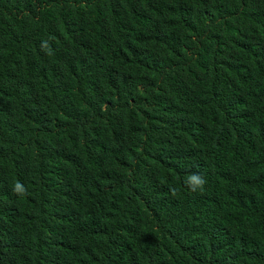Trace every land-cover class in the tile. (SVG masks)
<instances>
[{
  "label": "trees",
  "instance_id": "obj_1",
  "mask_svg": "<svg viewBox=\"0 0 264 264\" xmlns=\"http://www.w3.org/2000/svg\"><path fill=\"white\" fill-rule=\"evenodd\" d=\"M0 264H264V0H0Z\"/></svg>",
  "mask_w": 264,
  "mask_h": 264
},
{
  "label": "clouds",
  "instance_id": "obj_2",
  "mask_svg": "<svg viewBox=\"0 0 264 264\" xmlns=\"http://www.w3.org/2000/svg\"><path fill=\"white\" fill-rule=\"evenodd\" d=\"M41 49L45 50L46 54L49 55L52 54L49 41L47 40L42 41ZM206 183H207L206 178L201 174H192L185 180V184L188 185L191 191L193 192L203 191ZM27 191H28L27 188L19 181H17L13 186V192L17 195H25L27 194ZM173 195H175V192H173Z\"/></svg>",
  "mask_w": 264,
  "mask_h": 264
}]
</instances>
